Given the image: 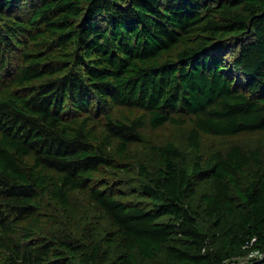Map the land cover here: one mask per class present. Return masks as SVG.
I'll use <instances>...</instances> for the list:
<instances>
[{
  "label": "trees",
  "instance_id": "obj_1",
  "mask_svg": "<svg viewBox=\"0 0 264 264\" xmlns=\"http://www.w3.org/2000/svg\"><path fill=\"white\" fill-rule=\"evenodd\" d=\"M250 131L264 0H0V264H264L262 149L200 142Z\"/></svg>",
  "mask_w": 264,
  "mask_h": 264
},
{
  "label": "rangeland",
  "instance_id": "obj_2",
  "mask_svg": "<svg viewBox=\"0 0 264 264\" xmlns=\"http://www.w3.org/2000/svg\"><path fill=\"white\" fill-rule=\"evenodd\" d=\"M189 129L190 126L188 124L182 126L165 124L162 127L151 131L149 138L155 142L172 140L177 143L182 152L190 158L192 149L188 139ZM200 142L202 151H206L210 147L228 148L232 144H239L245 149L259 146L262 149L264 158V131L242 132L234 136H201ZM148 144L149 143L146 142L145 144L141 143L133 147L136 157L137 170L140 164H144L150 170H152L155 166L156 159ZM133 175L138 176L135 172ZM71 203L78 214H83L87 210H93V203L85 192H74L71 198ZM52 213L53 214L50 217L51 219L45 222L46 228L57 230L62 226V224H64L66 219L71 228L76 227L74 219H68L63 213V215H54L55 212ZM47 218L48 217L46 216L45 219Z\"/></svg>",
  "mask_w": 264,
  "mask_h": 264
},
{
  "label": "built area",
  "instance_id": "obj_3",
  "mask_svg": "<svg viewBox=\"0 0 264 264\" xmlns=\"http://www.w3.org/2000/svg\"><path fill=\"white\" fill-rule=\"evenodd\" d=\"M250 255H261L258 250H253Z\"/></svg>",
  "mask_w": 264,
  "mask_h": 264
}]
</instances>
